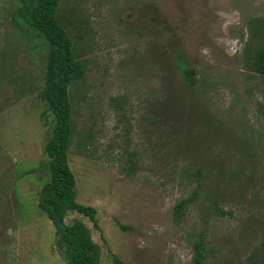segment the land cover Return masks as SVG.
I'll use <instances>...</instances> for the list:
<instances>
[{
  "label": "rangeland",
  "instance_id": "rangeland-1",
  "mask_svg": "<svg viewBox=\"0 0 264 264\" xmlns=\"http://www.w3.org/2000/svg\"><path fill=\"white\" fill-rule=\"evenodd\" d=\"M0 0V264H68L39 207L56 119L50 47ZM76 200L99 264H264V0H59ZM201 253V254H200Z\"/></svg>",
  "mask_w": 264,
  "mask_h": 264
},
{
  "label": "trees",
  "instance_id": "trees-1",
  "mask_svg": "<svg viewBox=\"0 0 264 264\" xmlns=\"http://www.w3.org/2000/svg\"><path fill=\"white\" fill-rule=\"evenodd\" d=\"M58 5L59 0H37L36 6L27 11L25 16L50 47L43 97L56 119V126L44 147L45 155L50 160L51 179L43 187L39 207L53 221L57 242L64 250L68 264H72V261L74 264H99L100 247L93 240L91 229L81 220L71 225L64 222L68 211H76L99 229L96 208L76 200L75 176L68 161L73 135L69 90L74 82L84 78L85 68L76 59L73 42L57 20ZM255 69L264 75V54ZM54 212L59 222L54 221ZM112 264L127 263L113 254Z\"/></svg>",
  "mask_w": 264,
  "mask_h": 264
},
{
  "label": "water",
  "instance_id": "water-1",
  "mask_svg": "<svg viewBox=\"0 0 264 264\" xmlns=\"http://www.w3.org/2000/svg\"><path fill=\"white\" fill-rule=\"evenodd\" d=\"M53 218H54V221H55V222H59V220H58V215H57L56 212L53 213ZM72 264H74V261H72Z\"/></svg>",
  "mask_w": 264,
  "mask_h": 264
}]
</instances>
